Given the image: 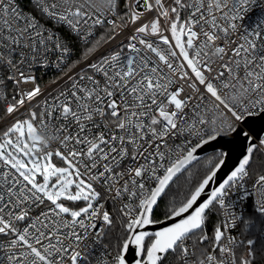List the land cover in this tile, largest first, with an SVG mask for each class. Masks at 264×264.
<instances>
[{
	"label": "snow or ice",
	"instance_id": "snow-or-ice-1",
	"mask_svg": "<svg viewBox=\"0 0 264 264\" xmlns=\"http://www.w3.org/2000/svg\"><path fill=\"white\" fill-rule=\"evenodd\" d=\"M0 264H264V0H0Z\"/></svg>",
	"mask_w": 264,
	"mask_h": 264
},
{
	"label": "built area",
	"instance_id": "built-area-1",
	"mask_svg": "<svg viewBox=\"0 0 264 264\" xmlns=\"http://www.w3.org/2000/svg\"><path fill=\"white\" fill-rule=\"evenodd\" d=\"M52 74L51 73H49V76H51ZM45 79L47 80L48 79V77H45Z\"/></svg>",
	"mask_w": 264,
	"mask_h": 264
}]
</instances>
